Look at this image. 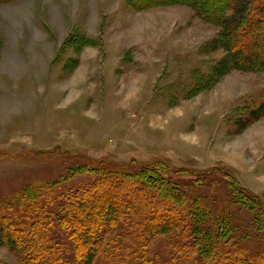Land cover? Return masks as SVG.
I'll list each match as a JSON object with an SVG mask.
<instances>
[{
    "label": "rangeland",
    "instance_id": "rangeland-1",
    "mask_svg": "<svg viewBox=\"0 0 264 264\" xmlns=\"http://www.w3.org/2000/svg\"><path fill=\"white\" fill-rule=\"evenodd\" d=\"M120 1H0V229L8 220L34 213L22 194L33 184L43 185L38 210L54 213L50 227L70 249L68 228L55 219L67 192L88 186L104 171L134 173L142 163L166 161L175 169L172 182L187 194V214L196 217L202 199L207 212L234 222V236L226 245L242 243L247 254H264V213L258 201L220 171L198 180L187 171L216 165L236 177L231 166L248 163L241 149L253 141L246 142L247 128L264 121V71L238 69L240 50L225 62L223 48L212 44L219 27L188 5L134 9L122 0L131 10L123 13ZM123 19L127 27L121 37L143 44L149 40L153 62L146 64L143 52L133 56L126 51L112 56L120 57L115 70L106 64L98 71L77 70L78 50L109 43L106 22L111 20L110 27ZM140 19L148 28L136 31L132 27ZM162 20L166 28L159 27ZM80 34L91 35L93 43L83 44ZM105 53L102 49L100 56ZM228 84L231 94L240 95L226 107L221 95ZM245 87L246 96L241 94ZM144 173V183L155 188L154 174ZM257 195L264 201V191ZM108 202L112 210L120 204ZM128 202L123 209L136 210V202ZM119 227H111L103 243ZM172 233L150 236L147 264L193 263L192 255L173 250L179 240ZM3 241L0 262L21 264Z\"/></svg>",
    "mask_w": 264,
    "mask_h": 264
},
{
    "label": "trees",
    "instance_id": "trees-1",
    "mask_svg": "<svg viewBox=\"0 0 264 264\" xmlns=\"http://www.w3.org/2000/svg\"><path fill=\"white\" fill-rule=\"evenodd\" d=\"M124 1L134 9L172 3L188 5L203 19L219 27L212 44L223 48L225 62H232L234 51L240 50L238 69L264 71V0ZM79 37L84 39L83 44L93 43L91 37L83 34ZM174 171V166L166 161L145 162L137 172L104 171L88 186L67 192L61 199L55 219L59 227L68 228L66 232L72 240L70 249L64 241L55 238L60 232L50 227L54 213L51 215L38 210L44 188L33 184L31 191L25 190L22 195L26 196L34 213H25L14 222L8 220L0 229V238L4 245L14 250L21 264H79L78 258H82L83 264H88L86 262L97 253L102 256L92 264H147L150 236L173 230L172 234L179 240V243H173V250L192 255V264L264 263L263 253L247 254L242 243L226 245L225 241L234 236V222L218 212H207L202 199L199 198L200 211L196 217L186 213L184 203L188 197L178 182H172ZM187 171L196 180L220 171L233 184L237 181L234 175L216 165L202 172ZM144 172L154 174L158 180L155 188L144 183ZM134 176L139 178L134 179ZM239 187L258 201L264 213V201L241 184ZM109 198L114 205L120 203L116 209H110ZM129 199L136 202V210L130 205L123 209L121 204L129 203ZM190 203L193 207L194 199L191 198ZM208 213L212 216L207 217ZM115 224L120 225L119 233L110 234L107 243H103V238L111 233L110 228ZM126 237H131L129 244L123 242ZM68 252L70 255L67 257Z\"/></svg>",
    "mask_w": 264,
    "mask_h": 264
},
{
    "label": "crops",
    "instance_id": "crops-1",
    "mask_svg": "<svg viewBox=\"0 0 264 264\" xmlns=\"http://www.w3.org/2000/svg\"><path fill=\"white\" fill-rule=\"evenodd\" d=\"M120 3H121V6L119 8H121L120 10L121 12L125 13L126 11L128 12L131 11V10H128L130 8H128L127 10L125 9L126 7L125 3L123 4L122 0L120 1ZM181 9L183 11H186V8L185 9L181 8ZM123 17H125L124 14H123ZM124 19L123 21L121 20L118 23H114L113 21L110 27L108 26V24L111 22V20L106 22L105 30L108 33H105L106 36L104 35V39H107L109 43L106 42L105 45L101 47L91 45L92 47L90 48L84 45L78 50V58L75 64L77 70L98 71L102 67L104 68V64L108 65L109 68H112L113 70H115L118 63L120 62V57H118L117 59L116 58L114 59L112 58V56H114V54L117 52H118L117 56H120L122 53L124 54V52L126 51H128L129 53H132L133 56H136L137 52L138 54L143 52L144 54L147 55L146 64L150 65L151 62H153V61L150 62V60H153V59L150 58L152 51L149 45V40L148 42L146 43L144 42L143 44L142 41L137 42L136 39L130 40L127 37H121V33L125 32V29L127 27V26H124V24L127 21ZM144 21H145L144 19L138 20L137 23H135L137 24V26H134L132 28L136 31H141L144 28H148V26H143ZM146 21H148V19H146ZM162 22H163V26H159V27L166 28L167 26L166 22L164 20H162ZM88 37H91V35H89ZM102 49L106 53L103 54L101 57L100 53H102ZM90 54L93 55L92 58H88V55ZM157 62L158 61L156 60L154 61V63H157ZM229 86L230 84L223 86V90H222L223 93L221 95L223 96V98H221L222 101L224 103L225 101H227L228 105L226 107H228L229 104L231 105L234 101H236L238 98V95H240V93L231 94L229 91ZM244 89L245 90L241 94L246 96L248 87H245ZM260 120L254 122L255 123L254 125L252 124L251 126L247 128L248 134L246 135V142H247V139H249L250 137L253 138V141L251 142V144L248 143V146L243 145L241 149V151L245 153L244 154L245 157L249 156L248 163L243 166H236V165L231 166L230 165L232 171L236 175V178L240 182V184L257 194H262V192L264 191V121L260 122ZM259 139L261 140L263 139V141H258ZM256 157L257 158L260 157V158L256 164L255 163L253 164L252 162ZM215 161L219 162L221 160H215Z\"/></svg>",
    "mask_w": 264,
    "mask_h": 264
}]
</instances>
